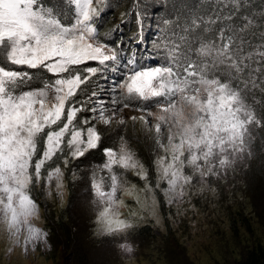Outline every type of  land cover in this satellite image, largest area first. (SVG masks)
Masks as SVG:
<instances>
[{
    "label": "snow or ice",
    "instance_id": "6c2138e0",
    "mask_svg": "<svg viewBox=\"0 0 264 264\" xmlns=\"http://www.w3.org/2000/svg\"><path fill=\"white\" fill-rule=\"evenodd\" d=\"M63 2L60 0L61 5ZM233 2L238 12L243 5L239 0ZM68 4L66 13L46 0H0V223L6 224L16 243L22 230L26 231L25 243L46 239L47 234L30 223L38 212L30 187L42 180H55L60 187L63 173L54 166L44 175L45 165L65 151L67 165L68 157H84L102 140L95 124L88 118L79 119L84 108L75 106L73 99L100 69L86 67L88 75H83L74 66L118 60L114 48L95 39L96 22L105 11L111 13V6L98 9L94 0H68ZM66 15L68 23L64 22ZM137 17L139 20L141 14ZM226 19H233V14ZM239 19L238 15L233 19L235 26H218V35L211 40L206 34L212 29L202 28V24H216L217 20L192 19L189 27L182 29L189 35L172 43L165 63L134 66L119 84L126 89L125 99L135 96L160 109L154 126L143 115L140 119L158 135L167 127V144L156 141L165 153L156 165L169 194L182 196L183 188L197 182L196 177L209 178L218 168L229 166L248 148L254 129L264 128V112L257 107L264 104V43L254 45L256 34L248 32L252 21L240 26L236 23ZM259 39L264 41V33ZM195 41H201L199 47L193 46ZM128 64L135 65V61L129 59ZM21 66L45 69L56 78L32 87L36 73L18 70ZM148 115L153 113L149 110ZM97 119L104 125L111 122L102 109ZM104 153L108 190L102 181H94L92 187L108 205L101 218L113 230L109 214L121 184L114 168L138 169L142 180L148 178V172L126 144L119 152L105 148ZM187 169L194 175H186ZM115 223L117 230L127 227L123 221Z\"/></svg>",
    "mask_w": 264,
    "mask_h": 264
},
{
    "label": "rangeland",
    "instance_id": "374dc122",
    "mask_svg": "<svg viewBox=\"0 0 264 264\" xmlns=\"http://www.w3.org/2000/svg\"><path fill=\"white\" fill-rule=\"evenodd\" d=\"M94 6L99 9L101 3L94 0ZM100 35L97 28L96 42L108 45L104 42L105 39L100 38ZM139 40L135 41V46L140 43ZM134 45L131 44L132 47L128 50L123 49L124 47L108 45L117 51L118 60L109 61L105 65H100L96 61V65L100 68L98 78L101 79L96 82L99 87L90 97L91 109H97V111H92L91 115L97 124L104 125L97 119L99 116L98 100L104 98L107 100L109 108L104 114L111 116V122L105 126L119 124L123 119L124 125L134 122L138 129L144 127V132H155L154 127L150 128L149 124H146L140 117L143 115L154 126L157 123L156 116L161 114L159 107L152 101L140 100L135 96L125 99L126 89L119 87V84L124 81L134 66H155L157 62L162 64L160 60L151 56L138 58L132 49ZM129 59H133L135 65L128 64ZM114 101H120V103H113ZM124 103H128L130 106L124 108ZM145 105L150 107L146 109ZM149 110L153 113L152 116L148 115ZM184 111L187 112L189 109L185 108ZM133 116L136 117L135 120L131 119ZM167 134L165 126L163 134L159 135L165 145L167 144ZM122 144H126L127 148L135 154L137 160L143 164L144 169L148 172V178L141 182L132 181V179H138V169H128L127 175L129 176H126L128 178L120 176L121 184L115 195L116 203L112 205L109 214V219H113L111 225L113 230H109L107 221L101 218V213L108 205L101 201L93 187L92 195L88 203H85L86 206L88 205V209L84 210L86 214L80 220V224H84L87 219L92 218L93 235L80 236L78 242L72 245L52 235L56 232L54 225L50 224L46 218L49 206L37 203L39 200L31 194L38 206V212L31 218L30 223L42 229L47 234L46 239L34 244L25 243L26 231L22 230L19 234V243H16L6 224L0 223V264H215L222 257H226L225 252L229 249L224 247L225 243H228L229 240L232 242L228 219L229 212L235 207V194L232 193L233 189H231L228 179L224 178L228 177L229 170L241 161V154L234 158L229 166L223 169L218 168L216 175L205 179L196 177L197 182L186 185L183 188V195L176 196L166 192L165 186H162L165 185V182L160 179V174L157 171L156 161L165 155L162 148L155 155V168L152 172L148 159L138 158L135 148L131 147L129 142H122ZM121 145L115 150L116 152H119ZM63 165H65L64 161ZM63 165L59 167L64 174ZM115 172L117 173V171ZM185 174L194 175L191 169H187ZM152 175L155 180L150 182L148 179H151ZM94 181H102V179L98 178ZM38 185L43 187L44 193L42 198L39 197L45 203H52V209L55 211L53 221H55V218L59 217L56 212L66 203V181L62 177L60 187L56 186L57 181L55 180L51 182L42 180L38 182ZM221 186L225 191L223 196ZM105 190L108 189L105 188ZM158 192L165 199V203H159ZM83 208L86 207L83 206ZM116 220L123 221L127 227L117 230ZM144 224H150L154 231L160 233V237L152 240L145 236L131 238V230H136ZM87 234L90 233L87 232ZM103 234H109L110 237L101 238L100 236ZM164 235L173 243L166 245L162 242L163 240L160 238ZM164 247L168 249L167 254ZM79 249H82V255L80 259H76L73 252Z\"/></svg>",
    "mask_w": 264,
    "mask_h": 264
},
{
    "label": "trees",
    "instance_id": "16d2710c",
    "mask_svg": "<svg viewBox=\"0 0 264 264\" xmlns=\"http://www.w3.org/2000/svg\"><path fill=\"white\" fill-rule=\"evenodd\" d=\"M239 2L243 6L237 12L233 0H104L100 8L110 5L111 13L108 14L105 11L96 24L99 33H101L100 38L109 40H104L108 45L112 47L120 46L128 50L132 47L131 44L134 45L135 41L140 39V43L132 48L137 57L151 56L156 60H160L163 64L169 58L168 51L172 47V43L174 41L179 43L178 37L181 35H189L183 32L182 29L189 27L191 20L196 18H202L203 21H208L209 18L217 20L216 24H202V28L209 27L212 29L206 34L208 40H211L214 34L218 35L216 32L218 26L225 28L230 25L235 26L233 25V19L238 15L240 19L236 23L240 26L246 24L248 20L252 21L248 32L256 34L257 38L252 41L253 44L264 43L259 39L260 34L264 33V0H239ZM46 3H51L57 8L63 7L66 13L69 8L68 0H64L62 5L60 0H46ZM137 13L141 14L139 20ZM230 14H233V19H226ZM218 15L219 19H217ZM64 22H69L68 15L64 17ZM189 38L191 39V36ZM200 42L195 41L193 46L199 47ZM96 63V61H87L84 64L74 66V69L79 70L83 75H88L84 71L86 67L100 69ZM11 67L17 68V66ZM18 70L36 73L37 78L31 81L32 87L42 85L44 82L56 78L45 69L35 70L21 66ZM98 76L99 71L91 77L90 85L83 92H78L77 97L73 99L75 106L80 107L82 105L84 108V111L78 113L79 119L88 118L90 124H95L97 130L101 133L100 145L97 149L90 150L89 153L79 159L68 157L67 165H63L64 157L67 155V151H65L64 155L54 157L53 161H50L42 169L44 175L50 167L63 165L65 169L63 178L66 181L67 198L65 205L56 212L59 217L55 218V221H53L55 211L52 209V203H45L41 199L44 194L43 187L39 186L38 183L30 187V194L39 200L37 203H43L45 206L47 205L46 207L49 206L47 214L46 207L44 210L47 220L54 225L56 234L52 233V235L67 241L71 245L78 242L80 236L93 235L92 218L87 219L85 225L80 224V220L86 214L84 210L88 209V205L86 206L85 203H88L92 195L93 181L98 178L102 179L107 189L110 184L108 173L103 169L106 161L104 149L111 148L115 151L122 142H129L130 146L135 148L138 158L148 159L150 169L154 172L155 155L158 154L161 148L156 141L161 140L163 142L156 132H144V127L138 129L134 122L125 125L119 123L105 126L97 124L93 120L88 97L94 93L96 82L101 79ZM81 87L84 88V86ZM257 107L259 111L264 112V104ZM240 160L235 167L229 170L228 177L225 176L224 178L225 180L228 179V183L233 189L232 193L235 194V207L229 212L230 217L228 219L232 242L229 240L224 246L230 251L227 250L225 252L227 256L222 257L215 264H264V128L254 129L253 139L245 152L241 154ZM114 169L121 177L129 176L127 175L128 170L119 167ZM141 180L139 177L138 179H132L135 182H141ZM148 180L151 182L155 179L152 175V178ZM221 191L222 196L225 195L222 186ZM157 199L159 203H165V199L159 192L157 193ZM46 200L48 202L47 198ZM83 206L86 208L84 209ZM87 232L90 234H87ZM135 236H145L152 240L160 237V233L154 231L150 224H144L136 230H131L130 237ZM100 237L106 239L110 236L109 234H103ZM160 239L166 245L173 243L165 235L161 236ZM81 250L73 252L76 259H80ZM164 250L167 254L168 249L164 247Z\"/></svg>",
    "mask_w": 264,
    "mask_h": 264
},
{
    "label": "bare ground",
    "instance_id": "6f19581e",
    "mask_svg": "<svg viewBox=\"0 0 264 264\" xmlns=\"http://www.w3.org/2000/svg\"><path fill=\"white\" fill-rule=\"evenodd\" d=\"M97 108L100 110L102 109L104 112H106L108 108L107 100L102 98L101 100H98V106Z\"/></svg>",
    "mask_w": 264,
    "mask_h": 264
},
{
    "label": "built area",
    "instance_id": "2783aa9c",
    "mask_svg": "<svg viewBox=\"0 0 264 264\" xmlns=\"http://www.w3.org/2000/svg\"><path fill=\"white\" fill-rule=\"evenodd\" d=\"M98 82V81H97ZM99 86L96 85L95 89L98 88ZM93 94H91L88 98H89V101H90V97H92Z\"/></svg>",
    "mask_w": 264,
    "mask_h": 264
}]
</instances>
